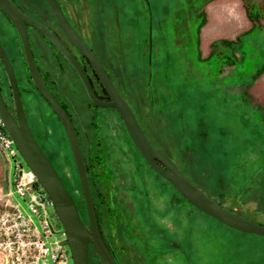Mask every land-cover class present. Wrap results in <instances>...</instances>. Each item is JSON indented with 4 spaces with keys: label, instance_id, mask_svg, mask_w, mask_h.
<instances>
[{
    "label": "rangeland",
    "instance_id": "rangeland-1",
    "mask_svg": "<svg viewBox=\"0 0 264 264\" xmlns=\"http://www.w3.org/2000/svg\"><path fill=\"white\" fill-rule=\"evenodd\" d=\"M60 1L156 149L204 194L264 224V0ZM0 39L24 71L17 32L1 16ZM82 88L72 81L60 99L99 226L122 264H264V235L229 229L188 203L148 166L118 111L94 106ZM25 100L38 144L85 208L62 123L38 96ZM50 220L55 245L61 225ZM64 248V264H72ZM88 248L91 263L104 264Z\"/></svg>",
    "mask_w": 264,
    "mask_h": 264
},
{
    "label": "water",
    "instance_id": "water-1",
    "mask_svg": "<svg viewBox=\"0 0 264 264\" xmlns=\"http://www.w3.org/2000/svg\"><path fill=\"white\" fill-rule=\"evenodd\" d=\"M50 9L55 13L59 23L61 24L64 32L67 34L72 42L76 45L77 49L85 55L95 72L97 73L105 91L109 97L108 101L100 98L91 86V82L82 65L79 64L74 55L66 48L59 38L49 31V29L36 22L33 18L24 14L21 9L11 0H0V7L7 13L9 18L17 26V29L21 35L24 47L25 58L27 65L30 69V73L35 81L41 94L47 99L52 107L54 113L60 119L64 131L66 133L69 147L76 166L81 191L85 201L86 213L88 216V223L85 224L82 220L81 214L75 200L69 194L63 179L55 168L53 162L45 151L42 150L40 144L31 131V128L25 118V112L21 105L19 94L16 88V83L13 76V71L9 60L3 52L0 45V53L3 56L6 67L11 77V83L14 91L16 114L12 112L5 105L3 96L0 93V119L3 128L9 134L13 140V145L21 156L20 158L26 163L28 169L33 172L37 181L42 186L45 193L48 194L52 201V210L55 214L56 220L61 225L62 238L59 242L60 246L67 245L69 256L72 264H90L88 247L91 243L96 249L99 257L104 264H118L112 256L111 252L105 245L103 239L100 237L99 230L96 223V216L94 211V204L91 194V189L88 180V173L84 162L83 154L81 151L80 143L76 134V131L66 115L64 109L61 107L57 100L54 99L50 91L45 86L44 82L39 76L37 67L35 65L31 49L29 46L27 31L23 22L27 21L40 30L46 36L54 42L59 50L63 52L65 58L74 67L80 80L84 85V89L87 92L93 104L109 107L112 106L117 109L119 116L124 123L127 132L133 141L134 146L147 164L153 168L161 177L167 179L174 185V188L179 191L189 203L193 204L202 212L208 213L214 216L217 220L224 222L231 228L241 230L245 233L252 232L256 235H264V224L257 223L256 221L244 217L237 211H231L228 207L217 203L213 198L204 194L194 183H191L180 170L164 155L159 152L152 144L150 139L147 138L143 131L139 121L135 117L131 107L123 96L118 92V89L114 85L113 81L105 71V68L98 57L90 51V48L79 37L68 20L64 16L61 6L58 0H47ZM52 232L55 229L51 227Z\"/></svg>",
    "mask_w": 264,
    "mask_h": 264
},
{
    "label": "flooded vegetation",
    "instance_id": "flooded-vegetation-1",
    "mask_svg": "<svg viewBox=\"0 0 264 264\" xmlns=\"http://www.w3.org/2000/svg\"><path fill=\"white\" fill-rule=\"evenodd\" d=\"M11 1H13L21 9V11L24 14L33 18L36 22H38V23L40 22L41 24L46 26L49 29V31L54 33L59 38V40L63 43V45L66 48H68L69 51L74 55V57L77 59L79 64L82 65L83 69L85 70V72L87 73V75L89 77V80L91 82V86H92V88H94L93 90L95 91V93L100 98L105 99V101H108L109 97L105 91V88L103 87V84L101 83L98 75H96L97 73L93 69L89 59L85 55H83L77 49L76 45L72 42V40L68 36H66L67 34L64 32V30H63L61 24L59 23L55 13L50 9L47 0H11ZM29 2H30V4H32L34 6V8L29 7V5H28ZM58 2L61 6V9L63 11L64 16H66V18L68 20V23L71 24V26L75 30L76 34L79 37H81L82 40L86 43V45L90 48V51L96 55V53L93 51V48H91L89 46V44L87 43L85 38L82 36L80 28L77 25V23L75 22V20H73L71 18L69 12H64L62 2L60 0H58ZM0 16L2 17L3 20L8 21V23L12 27H14V29L17 32V36H18V40H19L18 57L20 59V62H21V65H22L24 71H22V72L18 71L17 65H16L18 63V61L16 60L17 59L16 56H12L10 54L9 50L4 45V43L2 42L1 39H0V45H1L2 49L4 50L3 52H5L8 60H9V63L11 65L14 80L16 83V88H17V91L19 94L21 105H22L23 110L25 112V116H26V109H25V101L26 100H25V98L27 99L28 102L31 103L32 98L38 96V98L40 99L41 102L42 101L46 102L50 106V108L52 109V107L49 104V102L47 101V99L39 91L38 87L35 84V81H34L32 75L30 73V69L27 65V61L25 58L23 41H22L21 35L17 29V26L14 25V22L9 18L7 13L4 12V10L1 7H0ZM23 24H24V27L27 31V37L26 38H28L29 46L31 49L30 51L32 53L35 65L37 67V71L39 73V76L42 79V81L44 82L47 89L50 91V93L54 97V99L57 100V103H59L61 105V107L64 109L66 115L68 116L69 120L71 121V123L74 127L73 120L67 111L66 104L64 101H62L60 99V96H61V93H63V92H65V93L69 92L68 89H70V83L72 81L77 82L78 85H80V86H83L82 89H84V85H83L82 81L80 80L79 75L77 74L76 70L69 63V61L65 58V56L63 55V52L61 50H59L58 46L54 42H52L48 36H46L40 30L36 29V27L33 26L32 24L28 23L27 21L26 22L24 21ZM35 45L38 46V48H39L38 51H36V48L34 47ZM98 59L101 61V63L104 66L102 59H100L99 57H98ZM104 68H105V66H104ZM105 71L110 76V74L106 68H105ZM84 92L87 95V92L85 89H84ZM0 93H1V96H3V98H4V101L6 103L5 105H7L8 109L12 112L13 115H15L16 114V105H15L13 86L11 83V77H10L9 72L7 70L6 62L3 58V56L1 55V53H0ZM87 97H88V95H87ZM89 100H90V98H89ZM90 102H91V100H90ZM93 105L96 106L97 104L96 105L93 104ZM99 106H101V105H99ZM109 107L114 108L112 106H109ZM109 107H107V108H109ZM52 112L54 113L53 110H52ZM57 118H58V116H57ZM92 199H93V197H92ZM93 204H94V211H95L96 223H97L98 213H97V210L95 207L96 205L94 203V199H93ZM97 227L99 230V234H101L100 237L103 239L105 245L107 246V248L111 252L114 259L117 261L118 264H122L119 257L117 256L116 252L113 249L110 238L103 233L102 228H100L98 225H97Z\"/></svg>",
    "mask_w": 264,
    "mask_h": 264
},
{
    "label": "built area",
    "instance_id": "built-area-1",
    "mask_svg": "<svg viewBox=\"0 0 264 264\" xmlns=\"http://www.w3.org/2000/svg\"><path fill=\"white\" fill-rule=\"evenodd\" d=\"M5 131L0 119V150L13 167L10 192L23 199L26 207L19 202L0 204V254L5 258L0 264H64L67 250L48 239L53 233L50 219L55 216L52 201L33 172L17 160L13 140Z\"/></svg>",
    "mask_w": 264,
    "mask_h": 264
},
{
    "label": "crops",
    "instance_id": "crops-1",
    "mask_svg": "<svg viewBox=\"0 0 264 264\" xmlns=\"http://www.w3.org/2000/svg\"><path fill=\"white\" fill-rule=\"evenodd\" d=\"M5 157L0 150V204L7 203V201L13 202L12 195L9 194L12 168L10 162Z\"/></svg>",
    "mask_w": 264,
    "mask_h": 264
},
{
    "label": "trees",
    "instance_id": "trees-1",
    "mask_svg": "<svg viewBox=\"0 0 264 264\" xmlns=\"http://www.w3.org/2000/svg\"><path fill=\"white\" fill-rule=\"evenodd\" d=\"M105 92V91H104ZM108 98V97H107ZM140 153V152H139ZM69 192V191H68ZM69 194H70V192H69ZM71 195V194H70ZM208 195V194H207ZM209 196V195H208ZM74 200H75V202H76V204H77V206H78V208L77 209H79V212H80V214H81V217H82V220L84 221V223L85 224H87V219H88V216H87V213H86V209L85 208H81V206H79V204H78V202L76 201V199L74 198V196L72 195L71 196ZM188 201V200H187ZM217 203H221V201H216ZM189 203V202H188ZM222 204V203H221ZM223 205V204H222ZM227 207V206H226ZM229 208V207H228ZM85 209V210H84ZM229 210H231L230 208H229ZM231 211H233V210H231ZM235 211V210H234ZM239 213V212H238ZM241 214V213H240ZM244 216V215H243ZM253 220V219H252ZM219 221V220H218ZM255 221V220H254ZM219 222H222V221H219ZM97 223H98V220H97ZM223 224H225L224 222H222ZM260 224V223H259ZM98 226H99V223L97 224ZM226 226H228L229 227V225H227V224H225ZM100 227V226H99ZM229 229H232V228H230L229 227ZM235 229V228H234ZM237 230V229H236ZM89 246H92L93 247V250H94V252H96L95 254L97 255V258H99L100 260H101V258L99 257V255H98V253H97V251L95 250V248H94V246L91 244V243H89ZM89 249V248H88ZM88 253H89V251H88ZM92 253H90V255H89V261H90V264H92L91 263V261L93 262L94 261V259H92L93 257H92ZM94 257H95V255H94ZM102 261V260H101Z\"/></svg>",
    "mask_w": 264,
    "mask_h": 264
}]
</instances>
